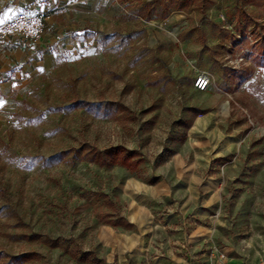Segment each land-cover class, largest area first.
Returning a JSON list of instances; mask_svg holds the SVG:
<instances>
[{
	"label": "rangeland",
	"instance_id": "374dc122",
	"mask_svg": "<svg viewBox=\"0 0 264 264\" xmlns=\"http://www.w3.org/2000/svg\"><path fill=\"white\" fill-rule=\"evenodd\" d=\"M36 2L54 57L0 106V264H258L264 0Z\"/></svg>",
	"mask_w": 264,
	"mask_h": 264
},
{
	"label": "crops",
	"instance_id": "0c3cea01",
	"mask_svg": "<svg viewBox=\"0 0 264 264\" xmlns=\"http://www.w3.org/2000/svg\"><path fill=\"white\" fill-rule=\"evenodd\" d=\"M40 9L42 8L36 0H0V22L18 13H33ZM46 18L52 19L50 15H46ZM52 41L51 38L34 41L9 38L0 41V106L12 92L20 90L31 76L42 70L48 60L54 57L49 45Z\"/></svg>",
	"mask_w": 264,
	"mask_h": 264
},
{
	"label": "built area",
	"instance_id": "2783aa9c",
	"mask_svg": "<svg viewBox=\"0 0 264 264\" xmlns=\"http://www.w3.org/2000/svg\"><path fill=\"white\" fill-rule=\"evenodd\" d=\"M44 31L45 18L35 13H18L12 18L0 22V41L9 38H16L21 41L35 40L41 38ZM208 85L209 78L203 74L194 81V87L198 91L205 90ZM198 264H227V256L225 252L215 248ZM258 264H264V258Z\"/></svg>",
	"mask_w": 264,
	"mask_h": 264
},
{
	"label": "trees",
	"instance_id": "16d2710c",
	"mask_svg": "<svg viewBox=\"0 0 264 264\" xmlns=\"http://www.w3.org/2000/svg\"><path fill=\"white\" fill-rule=\"evenodd\" d=\"M101 154L111 155L109 163L113 165L118 164L121 166L126 165L136 155L134 152L124 147L105 149ZM140 160L141 158H139L134 164H132L131 167L137 164Z\"/></svg>",
	"mask_w": 264,
	"mask_h": 264
}]
</instances>
